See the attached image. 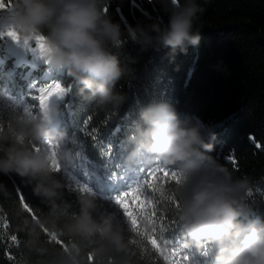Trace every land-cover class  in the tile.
<instances>
[{"label":"trees","instance_id":"1","mask_svg":"<svg viewBox=\"0 0 264 264\" xmlns=\"http://www.w3.org/2000/svg\"><path fill=\"white\" fill-rule=\"evenodd\" d=\"M197 2L205 8L198 22V26H203L202 39L174 62L169 60L168 49L142 50L136 44L125 45L120 59L133 69V75L117 85L127 97L118 112L101 110L77 96L72 78L62 70L50 71L45 59L34 51V41L25 45L27 54L16 56L5 46V39L0 38V130L9 126L10 113L23 112L22 100L34 114H39L33 96L36 88L54 80L70 88L63 99L57 100L56 129L67 131L69 139L61 150L71 149L72 160L65 162L56 175L65 184L67 201L75 205L78 195L75 185L84 184L93 191L102 209L116 215L128 239L129 251L124 257L127 264H168L164 256L171 257L175 247L187 244L174 208L159 192L150 208L136 209L144 214L143 218L137 217L143 233L139 237L130 231L127 219L113 200L141 177L142 169L156 166V161L147 159L131 166L126 163L128 137L142 105L169 102L182 118L210 126L215 138L209 141L213 145L209 154L235 177L248 181L246 200L253 215H264V0ZM0 4L4 5L0 10L6 11L12 0H0ZM105 6L108 14L125 27L140 21L167 22L168 19L161 0H107ZM86 121L89 123L84 131ZM37 146L47 148L34 144V150ZM229 155L234 160H227ZM159 166L169 170L180 167L172 168L160 162ZM158 175L160 179L151 181L154 187L165 195L175 192L174 181L162 173ZM0 184L6 186L8 193L0 192V264H63L64 246L72 251V246L77 244L59 233L62 243L52 241L43 231L41 238L49 248L46 256L25 247L27 230H22L23 226L35 220L33 214L40 218L48 211L34 195L32 186L24 185L15 175H0ZM153 211L155 216H151ZM13 235L16 241L11 239ZM149 237L157 239L158 250L152 247ZM93 247L94 242H90L77 254L81 264H119V256L96 257ZM206 247L209 249L210 245L205 244L201 249L189 245L184 249L189 260L184 262L181 253V264H213L211 255L202 253Z\"/></svg>","mask_w":264,"mask_h":264},{"label":"clouds","instance_id":"2","mask_svg":"<svg viewBox=\"0 0 264 264\" xmlns=\"http://www.w3.org/2000/svg\"><path fill=\"white\" fill-rule=\"evenodd\" d=\"M107 0H12L6 9L12 25L23 36L40 34L46 38L45 59L65 71L75 84V94L93 102L96 108L118 112L126 94L117 89L121 80L133 75L122 63L120 53L128 43L168 49L170 62L198 46L203 26H198L205 8L197 0H161L167 22L159 19L122 26L105 12ZM59 109L48 104L43 115L10 113L8 125L0 130V175H15L47 207L46 215L29 221L25 247L46 256L42 240L46 228L76 242L63 264H81L77 254L94 242L98 258L119 256V264L129 251L124 227L114 213L102 209L95 195L80 192L75 205L65 197V184L57 178L50 153L34 144L49 141L56 147L55 159L62 166L71 163L72 151L61 148L69 139L66 130L50 125ZM215 131L199 120L182 118L169 102L142 105L128 137L126 163L159 161L175 168L183 181L176 186L179 207L175 217L187 245L201 249L209 244L213 264H264V215H253L246 200L248 181L235 177L209 153ZM0 192L7 195L6 186Z\"/></svg>","mask_w":264,"mask_h":264},{"label":"snow or ice","instance_id":"3","mask_svg":"<svg viewBox=\"0 0 264 264\" xmlns=\"http://www.w3.org/2000/svg\"><path fill=\"white\" fill-rule=\"evenodd\" d=\"M2 7H4V5L0 4V8ZM8 8H10V6ZM105 12L108 13V8L106 6H105ZM4 37H7L8 39L15 42H19L22 39L25 45H28L29 42L34 41L35 42L34 51H38L40 57L44 59L47 55V43H46V38L43 35L33 34L31 36H23L16 30L14 26L9 25L5 28V30L0 31V38H4ZM45 62L48 63L46 59ZM69 90L70 88L68 86H65L61 82L55 80L48 84L40 86L36 88V94L34 96V99L37 101L36 107L39 109V114H34L33 111H31L28 107H25L22 113L27 116L43 115L48 107L51 98L63 97ZM88 123L89 121L85 122L84 131L87 129ZM92 135L94 138L95 135L94 134ZM42 144L47 146L45 150H47L50 153L52 167L56 170V172H59L61 169V165L55 159L56 147L53 146L49 141H43ZM35 150L40 151L41 149L37 146L35 147ZM227 160L232 161L234 160V157L229 155L227 157ZM158 173H162L163 177H170L172 181H174L175 186L180 185L183 181V176L179 172V170L177 169L169 170L167 168H162L159 166V161H156V166L148 169H142V175L140 178L128 184L125 190L121 191L119 195L113 197L114 203L120 208V210L123 213V216L127 219L130 226V231L132 233H135L136 236L138 237L142 236L143 233L141 232V229L138 227L137 217L139 216L143 218L144 214L136 209L137 207L150 208L153 203V197L157 192H159L163 200L167 201L169 205L172 206L174 209L179 207V201L176 198V192H173L171 195H165L160 188L154 187L151 181L161 178L158 175ZM75 189L76 191H78V193L90 192L94 194L93 191L87 185L84 184H76ZM21 200H23L22 195H21ZM157 206H159V203L157 204ZM24 207L29 212H32V209L27 204H24ZM155 215L156 212L154 211L151 212V216H155ZM32 218L37 219V217L34 214ZM163 219L164 217H161V220ZM172 223L175 224V221H173ZM161 231H163V228L161 229ZM44 232L51 237L52 241H55L56 243H62V241L58 238L57 232L55 231L49 232L46 228L44 229ZM11 239L13 241H16L17 237L13 235ZM148 239L150 240L152 247L157 248V239L152 237H149ZM135 242L136 241H133V243ZM72 248L73 250L78 251L75 245H73ZM187 248H188L187 244H184L180 247H175L171 252V257L165 255L164 260L167 261L168 264H181V260L179 259V256L181 253H183L182 259L184 262H187L189 260V257L184 252V249ZM64 251L65 253H69L71 255V252L69 251L67 246H64ZM202 253L205 256L209 255V249L207 247L204 248ZM91 259L92 256L89 255V260Z\"/></svg>","mask_w":264,"mask_h":264},{"label":"rangeland","instance_id":"4","mask_svg":"<svg viewBox=\"0 0 264 264\" xmlns=\"http://www.w3.org/2000/svg\"><path fill=\"white\" fill-rule=\"evenodd\" d=\"M9 25H12L11 19H10L9 15L7 14V12L5 10H0V31L5 30V28L7 26H9ZM8 41H9V44L11 45L12 51L15 53L16 56L23 55V54L24 55L27 54V53H24L25 43H24V41L22 39L19 42H15V41H12L10 39H8ZM8 41L6 40V43L5 44L8 45ZM37 55H38V57H40L38 51H37ZM48 66L50 68V71L51 70H53V71H59L58 69H56L53 66H51L49 63H48ZM63 98H64V96L63 97H53L50 100V104L56 106L57 105V100L63 99ZM36 103H37V101H36ZM21 105H22L23 108L28 107L27 106V103L25 102V100H22V104ZM57 114H58V112H57ZM57 114H56V116H55V118L53 120V123L50 125V127H52L53 129H56L57 124H58Z\"/></svg>","mask_w":264,"mask_h":264}]
</instances>
